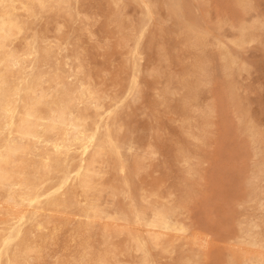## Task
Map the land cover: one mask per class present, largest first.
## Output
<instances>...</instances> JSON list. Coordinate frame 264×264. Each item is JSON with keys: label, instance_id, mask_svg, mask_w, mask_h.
I'll return each mask as SVG.
<instances>
[{"label": "rangeland", "instance_id": "1", "mask_svg": "<svg viewBox=\"0 0 264 264\" xmlns=\"http://www.w3.org/2000/svg\"><path fill=\"white\" fill-rule=\"evenodd\" d=\"M187 1L189 20L197 21L207 37L200 55L205 72L199 74V51L176 33L168 10L158 7L142 40L139 95L124 110L123 120L141 138L138 152L145 155L135 177L136 196L147 191L151 205L175 207L185 229L169 234L167 249L149 246L151 259L154 264H184L189 257L193 260L188 264H226L232 258L247 261L255 253L253 264H264V0H249L247 10L232 0ZM117 5L112 0H72V18L57 16L49 28L54 36L56 27L63 30L56 40L65 48L62 61L82 66L87 79L112 98H124L133 78L134 44L124 36L141 21L144 7L131 0ZM242 17L257 29L253 41L237 47L232 40ZM221 46L238 55L229 71L223 69ZM160 51L168 52H163L164 62ZM186 78L197 87L195 100H187L180 86ZM47 213L58 223L67 220L58 226L57 244L49 245L43 264L57 259L74 263L77 242L71 233L86 219ZM97 223L102 227L104 221ZM252 224L258 225L253 230L262 245L255 248L241 244ZM100 233L92 243L97 250L110 248L112 264H136L140 253L127 250L126 234H115L105 244Z\"/></svg>", "mask_w": 264, "mask_h": 264}, {"label": "bare ground", "instance_id": "2", "mask_svg": "<svg viewBox=\"0 0 264 264\" xmlns=\"http://www.w3.org/2000/svg\"><path fill=\"white\" fill-rule=\"evenodd\" d=\"M112 1L117 5L122 0ZM131 1L144 7L141 21L124 36L134 42L133 78L124 98H112L87 79L82 66L59 58L65 48L56 40L63 30L56 27L54 36L49 27L57 16L72 18V0H0V264H43L49 245L57 244L60 224L67 220L58 223L47 212L86 219L71 233L77 242L74 263L57 259L53 264H112L110 248L97 250L92 243L99 230L105 244L115 234H126L127 250L140 253L136 264H154L149 246L167 249L169 234L185 231L175 207L151 205L147 191L136 196L135 177L145 155L138 152L141 138L123 118L139 95L142 40L158 7L168 10L176 33L199 51V74L205 72L200 55L207 37L197 21L189 20L187 0ZM232 1L243 10L250 6L249 0ZM236 28L232 42L237 47L254 40L256 25L242 17ZM163 52L168 53L160 51L161 62L167 59ZM220 56L224 71L238 58L222 46ZM180 86L187 100L197 98L191 78L182 79ZM97 221H104L102 227ZM257 227H247L241 244L262 246L253 230ZM249 254L247 261L232 258L226 264H253L257 255Z\"/></svg>", "mask_w": 264, "mask_h": 264}]
</instances>
